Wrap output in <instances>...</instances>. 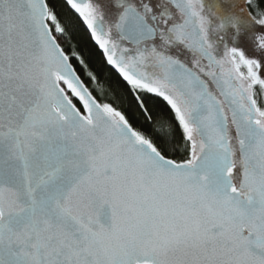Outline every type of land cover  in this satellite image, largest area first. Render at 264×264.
<instances>
[{
  "label": "snow or ice",
  "instance_id": "6c2138e0",
  "mask_svg": "<svg viewBox=\"0 0 264 264\" xmlns=\"http://www.w3.org/2000/svg\"><path fill=\"white\" fill-rule=\"evenodd\" d=\"M0 264H264V0H0Z\"/></svg>",
  "mask_w": 264,
  "mask_h": 264
},
{
  "label": "trees",
  "instance_id": "16d2710c",
  "mask_svg": "<svg viewBox=\"0 0 264 264\" xmlns=\"http://www.w3.org/2000/svg\"><path fill=\"white\" fill-rule=\"evenodd\" d=\"M96 59L99 60V56L98 55L96 56ZM101 85L108 92V97L110 99H115V97H114V95H113V93L111 91V87H110L106 77L101 81ZM121 95H122V93H121ZM126 104H127V99H125V105Z\"/></svg>",
  "mask_w": 264,
  "mask_h": 264
}]
</instances>
